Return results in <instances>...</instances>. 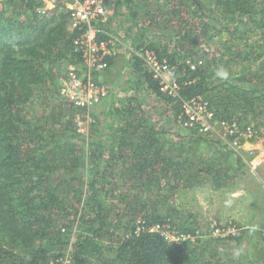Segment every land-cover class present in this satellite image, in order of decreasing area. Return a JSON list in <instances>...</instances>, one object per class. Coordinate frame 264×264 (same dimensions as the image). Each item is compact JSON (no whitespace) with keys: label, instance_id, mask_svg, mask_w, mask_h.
<instances>
[{"label":"trees","instance_id":"1","mask_svg":"<svg viewBox=\"0 0 264 264\" xmlns=\"http://www.w3.org/2000/svg\"><path fill=\"white\" fill-rule=\"evenodd\" d=\"M112 3L138 26L136 48L179 63L181 97L203 96L216 118L252 124L264 135V0ZM36 5L0 0V264H50L64 257L65 264H264V202L253 210L258 223L251 233L249 222H233L234 231L222 237L180 243L158 232H135L141 216L148 224L171 221L195 233L198 223L169 203V195L204 185L231 191L249 159L213 135L188 129L190 144L200 140L219 149L212 157L185 153V143L178 147L147 119L140 100L128 103L132 96L110 106L108 121L78 132L80 111L61 98L58 83L62 65L79 64L73 46L78 31L61 2L46 14ZM158 28L171 35L145 43L146 31ZM200 42L217 48L198 49ZM131 55L136 78L164 103L175 100L177 115L180 100L162 92ZM187 59L201 63L190 69ZM230 154L232 161L220 159Z\"/></svg>","mask_w":264,"mask_h":264},{"label":"rangeland","instance_id":"2","mask_svg":"<svg viewBox=\"0 0 264 264\" xmlns=\"http://www.w3.org/2000/svg\"><path fill=\"white\" fill-rule=\"evenodd\" d=\"M113 0H108L107 8H108V21L106 27L112 31V33L120 40L121 43L124 44L126 48L122 45L118 47L119 58L116 55L115 60L112 62V66L107 70L103 71L104 73L99 74L100 72L94 73L95 80L99 82H103L108 88V98L109 106H112L114 103L115 106H120L122 102H127L128 98L131 96V100L128 102L131 106H136L137 101L140 100L141 106L145 111H147V119L152 122H156V126H162L165 137L171 139L176 143L178 147H181L185 143L186 152L190 154L188 151L192 150L191 156L198 158V156H210L219 149L218 145L215 144L216 148H211L208 143L204 141H195V144L189 143L190 136L187 133L186 129L181 127L180 132L176 131L177 123H175L174 128L172 127L171 122H177L175 118V109H174V101H166V103L161 102L162 100L157 99L154 96V93L148 91L145 88V84L143 83V78L138 80L137 73L134 70L132 65L131 54H133L130 49L136 48L134 45V40L137 35L140 33L138 26H136L130 19V17L126 14L123 8L120 11H117L113 7ZM141 25V22H140ZM147 26L148 24H143ZM145 34V33H144ZM148 34V35H147ZM171 33L168 30H163L162 28H158V31H146V35L144 37L145 43L149 42L148 39H155L156 36L161 39V41L166 40ZM149 37V38H148ZM128 47V48H127ZM217 48V44L213 43H205L200 42L198 44V49H204L208 52H214ZM194 63L195 65L200 64L201 60H190L187 59L186 63ZM179 66V63H173ZM68 64L62 65L60 68V75L58 79L59 85L62 84L63 76L65 75ZM178 68V67H177ZM102 72V71H101ZM175 76L177 79L179 78L178 69H176ZM97 78V79H96ZM62 98V97H61ZM157 99V101H156ZM66 101V100H65ZM38 105V104H37ZM112 108V107H110ZM107 110V109H106ZM104 110V111H106ZM93 111L90 114V119L88 122H83L82 125H78L76 119V127L77 131L81 132L85 135L90 123L97 120V117H94ZM107 115V114H105ZM104 120H109L106 117ZM99 121L97 120L95 123L98 126ZM157 122H164V124L157 125ZM179 128V127H178ZM258 134V133H257ZM208 135H213V138L221 140L223 144L228 145L226 137H221L218 133L212 132ZM174 136L178 138L173 139ZM257 139L264 138V135L259 136L256 135ZM253 141V140H251ZM210 147H207V146ZM262 145L264 146V139L262 140ZM197 148V149H196ZM233 152L242 153L246 158L249 159L248 166L251 160L255 157L257 152L259 151L256 147L243 149L242 147L238 150H234L229 145L226 147ZM211 151V152H210ZM221 155H223L224 149L221 148ZM217 155V154H216ZM220 159H226L224 156H221ZM252 169L247 168L246 174L241 176L239 179V183L232 188V191L217 190L218 192H210L209 185H204L200 187H193L191 189H185L181 191H175V195H169L168 202L178 207H181L183 213L185 215H189L193 217V220L198 223L199 229L195 231V233L184 232L178 229L175 224L171 221L163 222L167 223L171 226V228L175 229L180 233H186L190 235V240H195L196 238H205V237H222L228 234V231L222 234H213V229L216 226L222 225L228 230L229 227L235 223L243 224L250 223L249 233L252 232L254 228H256V214L255 216L252 214L253 210L258 208L259 203L264 200V173L257 171L254 165ZM173 201V202H172ZM157 206L161 207L162 210L166 208V206H162L157 203ZM176 207V206H174ZM179 207V208H180ZM168 210L171 211V207H168ZM259 210V209H258ZM138 221H145L141 216L137 218V222L135 223V227L138 224ZM188 225L191 224V219L187 220ZM251 221V222H250ZM170 228V229H171ZM253 228V229H252ZM208 231H210L208 233ZM254 231V230H253ZM264 235V231H263ZM182 242V241H181ZM250 243L244 242L241 249L247 250ZM236 251V248H233ZM70 259V258H69ZM66 257H64L58 262L51 261L50 264H65Z\"/></svg>","mask_w":264,"mask_h":264},{"label":"built area","instance_id":"3","mask_svg":"<svg viewBox=\"0 0 264 264\" xmlns=\"http://www.w3.org/2000/svg\"><path fill=\"white\" fill-rule=\"evenodd\" d=\"M36 10L46 14L58 3H62L69 14L70 28H76L78 33L73 39L75 51L79 53V64L69 63L62 84L60 96L69 104L79 109L78 125L88 122L92 108L101 103L108 95V88L103 82L95 80L94 73L109 68V60L118 53L120 40L106 27L108 21V0H35ZM140 58L145 69L158 81L159 88L167 96L180 100V110L177 114L178 123L189 131L200 134L218 133L234 150H238L245 142L251 141L257 135V129L252 124L240 125L234 120L218 119L208 99L200 95L188 98L181 97L180 83L175 76L176 65L170 64L166 58H160L155 50L146 46L131 49ZM190 69L196 65L189 63ZM222 225L213 229V234L233 232L235 226L228 230ZM163 222L148 224L138 221L135 232L146 230L158 232L166 239L180 243L190 238L189 234L176 231Z\"/></svg>","mask_w":264,"mask_h":264},{"label":"crops","instance_id":"4","mask_svg":"<svg viewBox=\"0 0 264 264\" xmlns=\"http://www.w3.org/2000/svg\"><path fill=\"white\" fill-rule=\"evenodd\" d=\"M120 45H122L124 48H126L123 43H120L118 45V47ZM130 51H131V49H130ZM119 52H120V50H119ZM119 52L117 53V55L119 54ZM115 57L113 58L114 60H115ZM117 58H119V55H118ZM102 73H104V72L102 71L99 74H102ZM156 101H157V99H156ZM161 102H163V101H161ZM109 104H111V102H109L108 98H105V99L102 100L101 103L95 105L92 108V111L94 113L93 115H94V117H97V120L99 121L100 124H102V122L104 121V119L107 117L105 114H108V112H109V109H110ZM104 110H106V111H104ZM175 118H176V121H177V115L176 114H175ZM105 122H106V120H105ZM175 123H177L176 125L179 127V128L177 127L176 131L180 132L182 126L178 123V121L177 122H171L173 128H174ZM161 124H164V122H157V125H161ZM175 138H178V137L177 136H174L173 139H175ZM263 139L264 138L254 139L253 141L245 142L244 144H242V148L243 149H247V148H253L254 149L255 147H256V149L258 148L259 151L255 155V157L253 158V160L250 161L248 168L252 169L253 166H251V165H254L255 168H257V171H260V169H261V173H264V146L262 145V140ZM225 158H226L225 161H232L233 158H234V155L233 154H230V155H228ZM244 175L245 174H243L242 176H244ZM209 190L212 193L218 192L217 190H213L212 188L211 189L209 188ZM224 191H227V190H224ZM231 191H232V189H231ZM231 191H229V193ZM263 202H264V200H263ZM263 202H260L258 207H260V205Z\"/></svg>","mask_w":264,"mask_h":264},{"label":"clouds","instance_id":"5","mask_svg":"<svg viewBox=\"0 0 264 264\" xmlns=\"http://www.w3.org/2000/svg\"><path fill=\"white\" fill-rule=\"evenodd\" d=\"M222 77H224V76H226V73H224V72H221V73H219Z\"/></svg>","mask_w":264,"mask_h":264}]
</instances>
